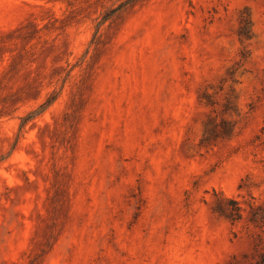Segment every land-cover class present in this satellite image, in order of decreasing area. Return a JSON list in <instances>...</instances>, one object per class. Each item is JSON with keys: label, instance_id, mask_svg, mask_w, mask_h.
Here are the masks:
<instances>
[{"label": "rangeland", "instance_id": "374dc122", "mask_svg": "<svg viewBox=\"0 0 264 264\" xmlns=\"http://www.w3.org/2000/svg\"><path fill=\"white\" fill-rule=\"evenodd\" d=\"M122 1L0 0V264H258L264 0Z\"/></svg>", "mask_w": 264, "mask_h": 264}, {"label": "trees", "instance_id": "16d2710c", "mask_svg": "<svg viewBox=\"0 0 264 264\" xmlns=\"http://www.w3.org/2000/svg\"><path fill=\"white\" fill-rule=\"evenodd\" d=\"M135 0H124L121 3H119V5H117L116 7H114L113 9H111L103 18L104 20H107L108 18H110V16H112L116 11L120 10L122 7L130 4L131 2H133ZM54 99V94H51L50 96H48L46 98L45 101H43L41 104H39L36 108L32 109L31 111H29L26 115H24L21 118V122L19 124V128H18V135L16 138V143L19 141L20 136L22 135V132L25 131V127L28 124L29 121H31L32 119H34L35 117H37L38 115H40L53 101ZM15 143V145H16ZM14 145V146H15ZM7 156V153H2L0 154V162L2 160H4ZM227 203V204H226ZM237 201L230 198V197H226L225 198V202H219L217 204V210L225 213L231 220L235 221L238 220L242 217V213H241V208L239 206H236ZM229 207H227V206ZM228 208H230V211H228ZM259 209V208H258ZM263 213L260 216V219L257 218V211L253 210V218L255 220H260L262 222H264V209L260 208ZM258 264H264V255H262L261 259L258 260Z\"/></svg>", "mask_w": 264, "mask_h": 264}]
</instances>
